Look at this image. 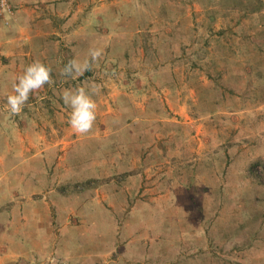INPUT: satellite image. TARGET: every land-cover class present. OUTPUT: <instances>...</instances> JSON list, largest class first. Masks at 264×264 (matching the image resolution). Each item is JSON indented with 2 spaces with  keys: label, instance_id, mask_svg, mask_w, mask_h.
<instances>
[{
  "label": "rangeland",
  "instance_id": "rangeland-1",
  "mask_svg": "<svg viewBox=\"0 0 264 264\" xmlns=\"http://www.w3.org/2000/svg\"><path fill=\"white\" fill-rule=\"evenodd\" d=\"M65 2L74 10L53 21L59 42L40 47L54 82L24 109L70 113L63 91L84 88L97 104L91 132L109 137L102 155L127 164L103 185L117 200L102 201L95 248L113 251L96 264L116 244L135 245L120 264H264V0ZM9 4L0 27L16 20ZM95 48L89 71L61 75ZM95 179L83 186L98 189Z\"/></svg>",
  "mask_w": 264,
  "mask_h": 264
},
{
  "label": "crops",
  "instance_id": "crops-1",
  "mask_svg": "<svg viewBox=\"0 0 264 264\" xmlns=\"http://www.w3.org/2000/svg\"><path fill=\"white\" fill-rule=\"evenodd\" d=\"M11 3L16 20L0 27V51L8 61L7 67L0 65V96L13 93V81L25 66L37 60L46 63L40 47L47 39L58 40L53 21L74 8L65 0ZM36 44L37 50H31ZM41 100L42 95L28 101L25 109L33 103L38 108ZM51 104L43 101L42 108H35L37 114L23 109L10 116L4 112L6 99L0 98V264H96L113 251L111 246L103 252L95 248L102 243L97 234L107 218L103 202L110 200L112 206L117 200L116 193L102 190L110 170L125 171L127 164L102 155V143L109 137L99 132L60 131L59 123L68 122L69 113ZM90 178H100L98 189L83 186L92 183ZM113 248L117 256L107 264L135 255V245Z\"/></svg>",
  "mask_w": 264,
  "mask_h": 264
},
{
  "label": "clouds",
  "instance_id": "clouds-1",
  "mask_svg": "<svg viewBox=\"0 0 264 264\" xmlns=\"http://www.w3.org/2000/svg\"><path fill=\"white\" fill-rule=\"evenodd\" d=\"M103 54L100 48L90 49V61L70 60L63 68L61 75L76 79L91 69ZM52 68L39 60L24 67L12 84L13 93L6 98V108L10 116H18L29 101L30 95L45 85L53 83ZM63 103L70 109L68 124L76 134H87L97 119V104L91 95L82 87L75 90L66 89L61 95Z\"/></svg>",
  "mask_w": 264,
  "mask_h": 264
},
{
  "label": "built area",
  "instance_id": "built-area-1",
  "mask_svg": "<svg viewBox=\"0 0 264 264\" xmlns=\"http://www.w3.org/2000/svg\"><path fill=\"white\" fill-rule=\"evenodd\" d=\"M6 16L12 17V8L9 4V0H0V17Z\"/></svg>",
  "mask_w": 264,
  "mask_h": 264
}]
</instances>
